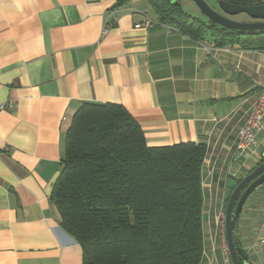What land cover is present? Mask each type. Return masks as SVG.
<instances>
[{
  "label": "crops",
  "instance_id": "crops-1",
  "mask_svg": "<svg viewBox=\"0 0 264 264\" xmlns=\"http://www.w3.org/2000/svg\"><path fill=\"white\" fill-rule=\"evenodd\" d=\"M262 87L264 49L195 39L147 0H0V264H88L50 199L82 102L122 105L148 145L206 144L199 264H228L216 211L260 161L264 129L246 152L236 142ZM263 222L264 183L234 231L250 264H264Z\"/></svg>",
  "mask_w": 264,
  "mask_h": 264
},
{
  "label": "trees",
  "instance_id": "trees-1",
  "mask_svg": "<svg viewBox=\"0 0 264 264\" xmlns=\"http://www.w3.org/2000/svg\"><path fill=\"white\" fill-rule=\"evenodd\" d=\"M124 1L117 0V4ZM147 2L161 22L195 39L209 33L216 46L264 49V34L212 27L180 3ZM206 149L205 143L194 141L148 145L141 126L122 105L82 102L64 134L61 169L50 199L60 226L78 242L84 261L199 264L204 251L201 174ZM263 160L261 156L259 163ZM234 231L235 227L238 258L248 261Z\"/></svg>",
  "mask_w": 264,
  "mask_h": 264
},
{
  "label": "water",
  "instance_id": "water-1",
  "mask_svg": "<svg viewBox=\"0 0 264 264\" xmlns=\"http://www.w3.org/2000/svg\"><path fill=\"white\" fill-rule=\"evenodd\" d=\"M178 3L176 0H169ZM209 21V25L235 29L240 34H264V2L253 5H240L225 0H217L221 12L213 9L205 0H193ZM245 13L251 20L237 21L230 15ZM264 159V150L261 154ZM264 183V160L248 172L233 188L225 208V241L231 264H250L240 261L235 248L233 229L244 202L251 192Z\"/></svg>",
  "mask_w": 264,
  "mask_h": 264
},
{
  "label": "built area",
  "instance_id": "built-area-1",
  "mask_svg": "<svg viewBox=\"0 0 264 264\" xmlns=\"http://www.w3.org/2000/svg\"><path fill=\"white\" fill-rule=\"evenodd\" d=\"M151 24V20L146 18L145 22L137 27L148 26ZM12 104L10 102L0 103V110L4 108H11ZM264 129V87L261 88L259 92L258 99L252 109V112L247 117L244 124L241 126L238 132V138L236 142V150L239 152H246L250 149L252 141L254 140L255 134ZM260 231L264 229V222L259 226ZM261 242H264V239H260ZM227 252V249H226ZM226 261L230 263L228 252L226 256Z\"/></svg>",
  "mask_w": 264,
  "mask_h": 264
},
{
  "label": "rangeland",
  "instance_id": "rangeland-1",
  "mask_svg": "<svg viewBox=\"0 0 264 264\" xmlns=\"http://www.w3.org/2000/svg\"><path fill=\"white\" fill-rule=\"evenodd\" d=\"M213 9H215L216 11L218 12H221V9L217 3V0H205ZM183 9L188 12L189 14H191L192 16H195V17H199L203 20H207V18L204 16V14L201 12V10L198 8V6L194 3L193 0H188V3L186 4H183ZM230 18L234 19V20H237V21H249L251 20L249 18L248 15H246L245 13H238V14H235V15H230L229 16ZM249 166L252 165V162L250 161L249 162ZM254 164V162H253ZM244 165H242L243 167ZM226 208V206H225ZM214 214V213H213ZM216 214H217V220H218V225L224 235V224H225V213H224V210H219V211H216ZM209 215V219H212V212H205V217ZM206 220V219H205ZM223 244L225 245V239L223 240ZM224 249V248H223Z\"/></svg>",
  "mask_w": 264,
  "mask_h": 264
}]
</instances>
